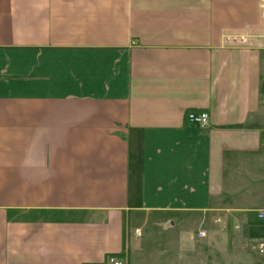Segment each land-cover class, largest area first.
<instances>
[{"label":"crops","instance_id":"obj_1","mask_svg":"<svg viewBox=\"0 0 264 264\" xmlns=\"http://www.w3.org/2000/svg\"><path fill=\"white\" fill-rule=\"evenodd\" d=\"M260 2L0 0V264H107L153 212L264 264ZM199 247L165 241L160 264Z\"/></svg>","mask_w":264,"mask_h":264},{"label":"rangeland","instance_id":"obj_2","mask_svg":"<svg viewBox=\"0 0 264 264\" xmlns=\"http://www.w3.org/2000/svg\"><path fill=\"white\" fill-rule=\"evenodd\" d=\"M169 217L162 212L148 213L145 217L139 216L131 219L129 223H124L125 240L122 256L125 264H160V248L165 241L189 240L200 243L197 264H207L208 257L215 259L214 264H222L220 252L213 253L207 250L206 243L212 239L221 241L223 238L218 231L219 225L212 226L203 238L195 237L196 226L187 227L175 224ZM171 255L175 249L170 248ZM219 259V261H217Z\"/></svg>","mask_w":264,"mask_h":264},{"label":"built area","instance_id":"obj_3","mask_svg":"<svg viewBox=\"0 0 264 264\" xmlns=\"http://www.w3.org/2000/svg\"><path fill=\"white\" fill-rule=\"evenodd\" d=\"M261 20L264 23V0L260 2ZM245 41V34L242 33H226L222 36V42L227 46H240ZM186 121L196 124L198 126H204L207 123L208 113L205 110H188L184 114ZM258 216H262V213H258ZM218 217L215 221H218ZM207 235V230L204 227H200L195 232V237L203 238ZM256 250L259 253H264V239H259L255 243ZM107 264H125L124 258L121 255L108 254L106 256Z\"/></svg>","mask_w":264,"mask_h":264},{"label":"trees","instance_id":"obj_4","mask_svg":"<svg viewBox=\"0 0 264 264\" xmlns=\"http://www.w3.org/2000/svg\"><path fill=\"white\" fill-rule=\"evenodd\" d=\"M109 254L121 255V254H119V253H109Z\"/></svg>","mask_w":264,"mask_h":264}]
</instances>
